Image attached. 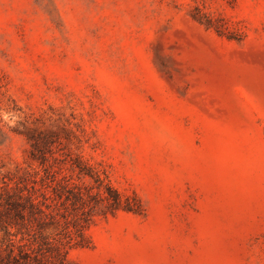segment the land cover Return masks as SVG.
Listing matches in <instances>:
<instances>
[{"label":"rangeland","instance_id":"1","mask_svg":"<svg viewBox=\"0 0 264 264\" xmlns=\"http://www.w3.org/2000/svg\"><path fill=\"white\" fill-rule=\"evenodd\" d=\"M96 176L67 264H264V0H0V201Z\"/></svg>","mask_w":264,"mask_h":264},{"label":"trees","instance_id":"2","mask_svg":"<svg viewBox=\"0 0 264 264\" xmlns=\"http://www.w3.org/2000/svg\"><path fill=\"white\" fill-rule=\"evenodd\" d=\"M94 179L97 186L88 189L63 185L57 194L59 203L49 213L44 209L50 211L52 206L38 200L36 186L17 184L14 189L7 185L6 197L0 201L7 217L0 220V231L4 232V251L8 260H1L0 264H67V255L73 246L85 247L90 242L87 231L97 214L107 215L120 209L142 213L139 201L137 207L125 204L118 189L110 183L105 184L100 177ZM95 188L98 192H94ZM40 195L49 199L44 192ZM68 204L71 213L62 216L63 223L59 220L62 232L54 237L44 236L45 227L56 216L55 209L64 207L69 210Z\"/></svg>","mask_w":264,"mask_h":264}]
</instances>
